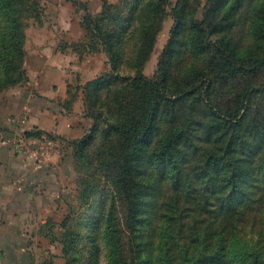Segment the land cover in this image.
<instances>
[{
	"label": "rangeland",
	"instance_id": "374dc122",
	"mask_svg": "<svg viewBox=\"0 0 264 264\" xmlns=\"http://www.w3.org/2000/svg\"><path fill=\"white\" fill-rule=\"evenodd\" d=\"M124 1H126V4H124ZM131 1L29 0L27 4L25 2L20 12V20L23 23L21 31L23 34L22 49L24 52L21 66L13 71L4 69L0 65V118H2L1 116L9 117L12 122L20 123L19 125L21 126L27 125L29 119L27 115L28 107L30 104L33 105L32 100L35 95H38L37 90H41V88L30 86L28 75L34 67L35 56L43 52L42 46L44 44L48 46L49 49L46 51L49 54L56 53L55 51L57 50V52L61 53L71 51L84 60L89 58L88 55H93L97 59L96 63L100 62L101 65L99 74L108 71L110 65L105 51L99 42L96 45V50L92 49L91 38L86 34L81 21L86 14V8L95 16L101 15L104 8H106L108 15L113 17L117 14L126 13ZM257 1L244 0L240 8L235 7L238 12L233 22L228 26L220 24L219 32L210 36L212 37L211 42L218 44L221 49L224 44L220 40L228 39L234 48L235 57L242 61L262 55L264 11L261 16H255ZM176 2L177 0H167L164 6L161 27L156 33L149 59L144 63L143 73L149 77L154 76L158 69L162 52L173 34L172 29L178 30L179 32L174 33L173 36L176 39L175 52L173 53L172 61L168 64L172 72L170 85L175 87V83L181 77L201 71L203 73V79L200 83L201 87H203V81L213 80L215 84L210 88L212 100L219 103L223 111L230 110L231 112V107L234 105L232 99L236 100L235 95L237 93H241L249 84L258 85L262 83L264 85V66H261L254 73L234 74L227 78L224 69L219 67L216 57L211 59L210 54L204 50L194 53L190 47V42H195V31L190 26V21L192 18L202 19L207 8L206 0H188L187 9L183 12L182 24L174 27L175 21L171 11ZM231 3V1L227 2L224 7L216 12L215 21L226 13L228 10L226 6L230 7ZM26 5L29 8L25 12ZM96 9H98V12ZM142 10L145 11L142 15L140 14L139 21L151 20L153 13H145L147 10L146 6ZM108 23V28L113 27L114 24L111 19ZM157 26L158 24L156 23L152 25L153 28ZM4 27L5 21L0 15V33L4 32ZM75 28H80L83 32L82 37L76 41L71 40L67 36L70 31L71 33H76ZM139 40H141V30L136 25L130 38L128 39L127 37L124 41L126 50L123 55L124 62L120 67V72H133L130 62ZM54 46L56 47L54 48ZM100 52L103 54H100ZM88 71L91 73V68ZM189 81L190 78L185 82ZM68 89L66 98L59 102L61 107L70 112L73 110L74 102L77 100L80 89L79 86L78 88L72 86ZM197 90L203 91V88L199 87ZM189 91L193 92L183 102L186 113H189L190 107L199 93L192 87L189 88ZM76 103L83 108L84 115V100H78ZM252 108L254 109L252 110ZM250 109L243 117L247 135L244 137L245 133L243 134V143L240 142L236 145V152L232 151L229 161L233 162L234 160L239 166L240 171H238L237 175L239 179H257L255 182L256 189L258 186L264 187V152L261 153V148L260 150L258 148V144H261L264 151V142L259 141V138L264 133V123L254 121L255 117L264 116V86L254 94ZM199 114L194 113L191 118L197 120L200 117ZM88 119L91 120L92 124V119ZM158 124L160 127H164L165 120L159 119ZM220 130L221 128L216 131V135ZM251 131L252 133H257L251 134ZM233 132V127L228 129L230 136ZM157 133L154 135V140L158 139L159 133ZM228 134L221 141L225 142L228 139ZM78 138L67 139L54 135L48 136L45 133L39 138L26 137L24 132H18L13 141H9L19 149V152L30 157L33 162L40 164L47 159L50 164L45 165L49 174L47 178L45 173L39 171V168L38 170L35 169L34 177L26 169H15L14 174L21 175L19 176L21 178H27L21 180V187H17L13 181L9 183L0 179V196L8 194L9 198L12 199L10 204L4 209L2 207L3 200L0 199V264H106L108 245L110 243L107 242L105 237L104 217L110 204L111 187L109 183L111 178H108L107 170L101 163L93 162L92 165L88 164L87 156L81 155L76 145L70 142ZM100 138L101 136L98 135L96 146ZM221 141L217 139V142ZM215 146L216 144L209 140L202 146L200 152L203 153L205 149L209 147L215 148ZM185 147L181 143L171 149V151L174 150L175 160L182 164L181 154ZM241 149H243L242 152L239 151ZM255 150H258V154L256 152L258 160L256 159L255 168L242 171L241 167L246 168L248 166L247 159ZM150 152L151 149H147L144 155L148 156ZM247 153L248 156L246 157ZM198 155L195 154L194 158L197 159ZM52 160L54 164H52ZM165 163L153 164L151 158L136 162L137 171L145 169L149 173L148 178L144 179H161V181H156L153 184V189L149 190L150 195L143 198L144 201L148 202V206L137 212L135 217L126 219V201L124 199L119 198L116 202V218L120 222L123 231L122 235H125L126 238L131 237L135 244L139 241L144 244L146 235L153 227L149 226V223L147 224L145 221L148 213L150 214L151 211L155 210L156 202L163 203V199L166 200L170 195V190L167 186L164 187L162 183L167 176L160 172L164 170ZM175 167L173 162H168L165 170H173ZM201 175V165L194 166L188 172V179H193L197 183V179H203ZM228 178L230 179V174L227 173L221 176L220 179L227 181ZM244 189H250V186L247 185ZM190 193L199 195L195 189ZM227 193L229 195L231 193L228 188L222 196ZM234 194L235 198L242 196L240 190L235 191ZM157 208L158 205H156ZM175 214L171 213L163 222L162 218L154 221V232L157 231L155 227L158 221L165 224L167 232L165 246L159 250L161 255L159 261L167 259L171 264H179L180 262L182 264H194L201 260L203 262L198 264H218L214 262L216 260L214 258L216 237L208 236L204 243L198 240V237L203 236L207 230L212 228V225H208L211 220L210 214L196 216L195 221L193 213L188 211L187 218L182 216L185 223L181 232L180 230L178 231L180 223L174 218ZM252 224L251 221L244 222L238 227L225 231V233H227V237L229 235L238 237V234H241L243 236L241 239H244V237L248 239L247 234L248 231L252 232L249 229ZM213 226L216 227V230H210L209 234L219 229L217 225ZM259 228H264V224L258 223L254 229L257 232ZM117 234L121 236L119 232ZM179 234L181 235L180 238H178ZM182 234H184V237H182ZM141 247L143 249L146 248L143 245ZM156 253L155 248L153 254L155 255ZM226 264L231 263L227 262Z\"/></svg>",
	"mask_w": 264,
	"mask_h": 264
},
{
	"label": "trees",
	"instance_id": "16d2710c",
	"mask_svg": "<svg viewBox=\"0 0 264 264\" xmlns=\"http://www.w3.org/2000/svg\"><path fill=\"white\" fill-rule=\"evenodd\" d=\"M229 1L232 3L230 7L226 6L228 9L226 13L215 21L216 12ZM243 1L206 0L207 8L202 19L192 18L190 21V26L195 31V42H190L191 50L194 53L204 50L210 54L211 59L216 57L227 78L234 74L254 73L264 66V44L261 56L242 61L235 57L234 48L228 39L220 40L224 44L222 49L215 42H211L210 36L219 32L220 24L228 26L233 22L238 12L236 8H240ZM25 2L27 4L29 0H0V15L5 21V30L0 33V65L4 69L13 71L19 69L24 57L21 31L23 23L20 20V12ZM124 2L126 4V1ZM187 2L188 0H177L172 8L174 27L182 24ZM166 3L167 0H132L126 13L113 17L108 15L106 8L99 16L92 15L86 8V14L81 21L86 34L91 38L92 49L96 50L99 42L110 65L108 71L98 74L80 87L85 105L84 116L91 118L92 124L83 136L70 141L76 145L81 155L87 156L88 164L101 163L107 170L108 178H111L110 204L104 217L105 237L110 243L106 264H171L167 259L159 261L161 259L159 250L165 246L167 232L165 224L159 221L155 227L157 231L154 232V221L162 218L163 222L171 213H176L174 218L180 223L178 231L181 232L185 223L182 216L187 218L188 211L193 213L195 221L201 214H210L211 220L208 225H212V228L198 237V240L204 243L208 236L216 237L215 263L264 264V228H259L257 232L254 229L258 223L264 224V187L258 186L255 189L257 179H239L237 176L239 166L234 160L229 161L232 151L236 152V145L243 143L247 135L243 117L251 108L254 94L264 85L249 84L245 90L237 93L236 100L232 99L234 105L231 112L223 111L220 104L212 100L210 88L215 84L213 80L203 81L201 87L203 79L201 71L186 74V77H181L175 83V87H172L170 85L172 72L168 64L175 52L174 33L179 32L174 29L162 52L156 73L152 77L145 75L143 66L149 59L156 33L160 30ZM144 6L147 9L145 13H153L152 18L148 21H139L140 14L145 11L142 10ZM28 8L26 5L25 12ZM255 11V16L262 15L264 0L256 2ZM110 19L114 25L108 28ZM154 23L158 24L156 28L152 27ZM136 25L141 30V40L131 57L130 65L133 72L122 73L120 67L124 62L123 55L126 50L124 41L127 37L130 38ZM188 78L190 81L185 82ZM190 87L199 93L189 113H186L183 102L193 92L189 91ZM199 87L203 88V91L197 90ZM194 113H200L199 119L191 118ZM159 119L165 120L164 127L159 126ZM254 121L264 123V116H257ZM231 127L234 128V132L230 136L228 129ZM219 128L221 130L216 135ZM157 132L158 139L154 140ZM44 133L42 130L24 131L26 137L39 138ZM256 133L251 131V134ZM45 134L50 136L48 133ZM227 134L228 139L225 142L221 141ZM98 135L101 138L96 146ZM217 139L221 142H217ZM209 140L216 144L215 148L209 147L205 152H200L202 146ZM259 141L264 142V133ZM181 143L186 146L181 154L183 164L175 160L174 150L171 151ZM258 148L259 150L261 148V153L264 152L261 144H258ZM147 149H151V152L145 156L144 152ZM239 151L242 152L243 149ZM256 152L258 154V150H255L247 159L248 166L241 167L242 171L255 168ZM195 154H199L197 159L194 158ZM147 158H151L153 164L166 162L164 170L160 172L167 176L162 183L164 187H168L170 195L166 200L163 199V203L156 202L158 208L156 209L155 205V210L148 213L145 221L153 227L146 235L144 244L141 241L135 244L131 237L126 238L122 235L120 222L116 218V202L119 198L126 201V219L135 217L137 212L148 206V202L143 198L150 195L149 190L153 189V184L156 181L160 182L161 179H144L148 178V171L136 170V162ZM168 162H173L176 167L173 170H165ZM198 165H201L203 179H197L196 183L193 179H188V172ZM227 173L230 174V179L227 181L220 179ZM247 185L250 189H244ZM227 188L231 192L230 195L227 193L222 196ZM194 189L199 195L190 193ZM237 190L242 194L239 198H235L234 193ZM248 221L253 223L249 228L252 232L248 231V234L245 232L248 239L245 237L241 239L243 238L241 234H238V237L231 235L227 237L225 231ZM213 225H217L219 229L209 234L210 230H216ZM118 232L121 236L117 234ZM180 237L179 234L178 238ZM142 245L146 248L143 249ZM154 247L157 251L155 255ZM201 262L203 261L199 260L194 264Z\"/></svg>",
	"mask_w": 264,
	"mask_h": 264
},
{
	"label": "crops",
	"instance_id": "0c3cea01",
	"mask_svg": "<svg viewBox=\"0 0 264 264\" xmlns=\"http://www.w3.org/2000/svg\"><path fill=\"white\" fill-rule=\"evenodd\" d=\"M96 10L98 12V9ZM75 30L76 33L70 31L67 36L76 41L82 37L83 32L80 28H75ZM48 49L46 44L42 46L43 52L35 56L34 67L28 75L30 86L41 88V90H37L38 95H35L32 100L33 105L30 104L28 107L27 125L21 126L20 123L10 121L9 117L1 116L6 119L0 118V179L9 183L13 181L17 187H21V180L26 177L21 178L19 177L21 175L14 174L15 169H26L34 177L35 169L39 168V171L45 173L47 178L49 174L46 166L50 163L47 159L40 164L35 163L30 157L19 152V149L9 142L13 141L16 133L38 129L50 135L74 139L82 136L91 124V120L83 115V108L76 101H83L80 87L99 74L100 62L96 63L97 59L93 55H88L89 58L84 60L80 59L75 52L61 53L54 50L56 53L49 54L46 51ZM100 54L103 53L100 52ZM90 68L91 73L88 71ZM72 86H79L80 92L74 102L73 110L69 112L61 107L60 102L66 98L68 88ZM0 197L3 200L2 207L4 209L12 199L8 194H3Z\"/></svg>",
	"mask_w": 264,
	"mask_h": 264
}]
</instances>
